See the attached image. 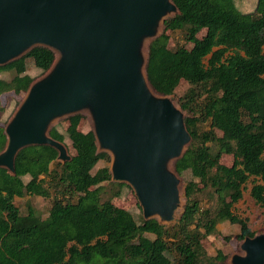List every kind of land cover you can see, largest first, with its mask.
<instances>
[{
  "label": "trees",
  "instance_id": "trees-1",
  "mask_svg": "<svg viewBox=\"0 0 264 264\" xmlns=\"http://www.w3.org/2000/svg\"><path fill=\"white\" fill-rule=\"evenodd\" d=\"M173 3L179 14L165 21V30L179 31L192 47L170 50L162 34L150 46L147 76L162 95H172L181 81L189 85L179 104L191 115L185 124L192 142L175 170L190 171L197 181L185 188L182 217L172 226L155 219L138 225L125 211L114 214L111 199L103 198L109 166L92 174L110 157L97 152L93 133L80 131L81 118L73 116L66 129L75 151L70 162L57 163L55 149L37 146L20 151L14 175L0 169V264H165L164 253L174 264H217L226 255L209 256L203 246L215 234L217 220L238 225V241L257 235L233 207L248 180L256 178L262 184L253 185L250 196L264 209V0H257L256 19L240 12L234 0ZM25 59L45 72L54 55L35 48ZM25 59L0 66V75L14 72L9 81L0 77V96L22 97L27 91L33 79L25 74ZM50 136L63 141L54 129ZM5 143L0 127V152ZM223 155L232 156L231 166L220 163ZM208 190L215 203L201 209L197 195ZM26 196L52 199L46 218L30 203L20 211L15 198Z\"/></svg>",
  "mask_w": 264,
  "mask_h": 264
},
{
  "label": "water",
  "instance_id": "water-1",
  "mask_svg": "<svg viewBox=\"0 0 264 264\" xmlns=\"http://www.w3.org/2000/svg\"><path fill=\"white\" fill-rule=\"evenodd\" d=\"M178 14L173 0H0V66L35 48L54 55L4 127L0 169L14 175L20 151L37 146L70 162L50 128L85 112L97 152L110 157V180L131 187L145 221L177 223L186 196L175 163L192 138L180 104L153 89L147 65L152 42ZM239 249L229 264H264V233Z\"/></svg>",
  "mask_w": 264,
  "mask_h": 264
},
{
  "label": "rangeland",
  "instance_id": "rangeland-1",
  "mask_svg": "<svg viewBox=\"0 0 264 264\" xmlns=\"http://www.w3.org/2000/svg\"><path fill=\"white\" fill-rule=\"evenodd\" d=\"M236 8L244 13V14H251V16L256 19L259 18V14L256 10L257 0H234ZM162 27V33L167 37V48L170 50L176 49L178 46H184L187 50H190L192 44L187 43L183 40V35L179 31L172 32L170 30H164ZM204 32H201L198 35V38L202 37ZM27 55V54H26ZM26 55L22 58L25 59ZM21 58V59H22ZM25 74L29 75L33 81L40 79L44 72L37 69L31 59H25ZM14 72L13 71H6L1 73L0 77L5 80L9 81L13 78ZM189 88V85L181 81L177 88L175 89L172 96L175 99V102L179 104L180 97L186 92ZM25 93L22 97L14 96L12 94H4L0 96V127H4L11 119L15 111L17 110L18 106L20 105ZM185 118L191 117L189 113L183 111ZM81 121L79 124V130L82 132H89L92 131V122L89 116L85 112H80L79 114ZM68 127V118H61L55 120L51 125V130H56L59 134L63 136V141L61 142L66 150L67 155L71 158L75 151L71 147V142L67 138L66 129ZM203 129L207 128L206 125L202 126ZM50 130V131H51ZM217 135L220 136V133L217 132ZM57 163H61L56 160ZM233 162V158L230 155H223L220 159V163L225 166H231ZM109 166L110 163H106L104 161H99L97 165L92 170V174H94L97 170ZM53 168V165L51 166ZM178 178L181 182V191L186 188L187 184L192 181H197L191 175L190 171H185L182 174H178ZM24 182L26 183L29 178H23ZM262 184V182L256 178H250L248 182L245 184V187L242 192L241 200L234 205L233 213L241 218L242 220L246 221L248 228L256 234L264 233V209L261 208L258 204L254 202V200L250 196V190L253 185L255 184ZM112 184L114 183L110 180V182L103 183L104 187L107 188L108 194L103 196V198L111 199L113 204V213H117L118 211H125L130 214L134 220L137 222L138 225L142 224L144 221L142 210L139 206L137 198L134 195L133 190L126 184H122L123 186L120 188L113 187ZM199 188H202V185H199ZM116 193H118L116 195ZM210 194V190L198 193L197 200L198 203L201 205V209H206L214 205L215 199ZM186 199H182L183 205L185 204ZM30 203L32 207L36 210L38 215H40L43 219L46 218L48 215V211L52 204V199H45L42 197H29L26 196L24 198H15V205L20 209L22 213L26 212V204ZM180 212L178 213L177 217L179 216ZM171 226V225H170ZM240 233V228L236 224H230L227 221H220L217 220L216 223V230L215 234L206 237L203 240V246L207 251L209 256H215L217 251H221L224 255H226V259L223 262H219L217 264H229V258L237 253H240L239 245L240 241H238L235 236ZM147 237L152 238L153 236L150 234L146 235ZM225 237H230L228 240ZM165 264H174V257L169 253H164Z\"/></svg>",
  "mask_w": 264,
  "mask_h": 264
}]
</instances>
